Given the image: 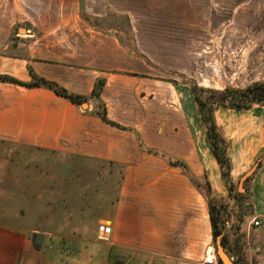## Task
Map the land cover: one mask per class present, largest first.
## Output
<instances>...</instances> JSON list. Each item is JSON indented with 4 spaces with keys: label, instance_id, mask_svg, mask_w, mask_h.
Here are the masks:
<instances>
[{
    "label": "crops",
    "instance_id": "1",
    "mask_svg": "<svg viewBox=\"0 0 264 264\" xmlns=\"http://www.w3.org/2000/svg\"><path fill=\"white\" fill-rule=\"evenodd\" d=\"M189 1L0 0V77L28 84L32 71L84 97L105 81L100 101L119 127L94 115V101L84 109L47 88L0 82V142L122 171L115 202L93 228L98 239L89 244L97 250L87 264H205L207 255L221 264L205 192L182 168L140 147L184 162L221 199L229 196L192 89L146 74L122 37L129 11ZM218 127L232 182L247 176L250 207V217L224 233V250L233 264H264V106L221 108ZM15 201L16 195L0 197V264H54L45 249L50 237L24 224ZM102 224L111 228L105 239ZM36 233L44 234L41 248L33 244Z\"/></svg>",
    "mask_w": 264,
    "mask_h": 264
},
{
    "label": "rangeland",
    "instance_id": "2",
    "mask_svg": "<svg viewBox=\"0 0 264 264\" xmlns=\"http://www.w3.org/2000/svg\"><path fill=\"white\" fill-rule=\"evenodd\" d=\"M177 6L131 10L128 26L122 24L123 44L146 74L187 93L195 86L201 99L209 96L203 91L246 89L264 81V0H192ZM192 102L198 114L193 95ZM214 117L220 126V109ZM121 174L119 167L0 142V197L16 195L24 224L50 237L45 249L54 264H87L97 250L89 244L98 239L93 228L115 202ZM247 181L246 176L234 183L232 196L226 187L225 200L210 185L225 229L214 250L227 230L250 217ZM237 193L244 195L241 205Z\"/></svg>",
    "mask_w": 264,
    "mask_h": 264
},
{
    "label": "trees",
    "instance_id": "3",
    "mask_svg": "<svg viewBox=\"0 0 264 264\" xmlns=\"http://www.w3.org/2000/svg\"><path fill=\"white\" fill-rule=\"evenodd\" d=\"M31 77L32 82L28 84L20 83L17 80L8 77H0V82L18 84L31 89L41 87L47 88L53 91L57 96L68 100L76 106H81L82 104L87 103L88 101H94V115H96L102 121L111 126L119 127L117 124L108 120L106 107L100 101V94L105 85L104 80H98L91 96L84 97L70 93L66 89L59 86L57 83L36 76L35 73L32 71ZM191 89L194 100L198 107L199 120L207 132L211 151L220 167L223 181L226 187L228 188L230 195L232 196V193L234 192V183L231 180V164L227 153L228 142L227 139L222 135L220 128L216 123L214 114L217 110L221 108L243 111L250 110L257 106H264V81L254 83L246 89L226 88L224 91L221 92L203 91L206 94L209 93V96L206 99L200 98V93L202 92V90L197 89L195 86ZM140 147L143 151L149 154L162 156L164 159L167 160V162L171 166L182 168L184 173L190 178V180L196 185V187L202 189L205 192L206 196L209 199L210 218L213 227L214 239H217L219 236H221L225 230L224 224L220 215L221 211L219 210V207H217V205H214L217 200H215V197L213 196V192L209 182L207 180L202 181L195 178L184 162L174 160L173 158L167 155L161 154L151 149H147L141 143ZM243 196L244 195L240 193L234 195L235 200H240V205L241 198ZM225 242V238H223L224 245Z\"/></svg>",
    "mask_w": 264,
    "mask_h": 264
},
{
    "label": "water",
    "instance_id": "4",
    "mask_svg": "<svg viewBox=\"0 0 264 264\" xmlns=\"http://www.w3.org/2000/svg\"><path fill=\"white\" fill-rule=\"evenodd\" d=\"M44 236L41 234H35L33 238V244L36 248H41L44 242ZM217 255L221 264H233L224 250L223 243H218Z\"/></svg>",
    "mask_w": 264,
    "mask_h": 264
},
{
    "label": "built area",
    "instance_id": "5",
    "mask_svg": "<svg viewBox=\"0 0 264 264\" xmlns=\"http://www.w3.org/2000/svg\"><path fill=\"white\" fill-rule=\"evenodd\" d=\"M254 225L258 226L259 222H255ZM110 232H111V228L109 225L102 224L99 227V233L103 234V236L101 237L102 239H105L106 235L109 234ZM204 263L205 264H216V263H214V259H213L212 255H207V258L204 260Z\"/></svg>",
    "mask_w": 264,
    "mask_h": 264
}]
</instances>
